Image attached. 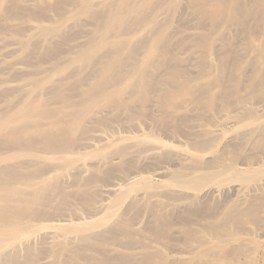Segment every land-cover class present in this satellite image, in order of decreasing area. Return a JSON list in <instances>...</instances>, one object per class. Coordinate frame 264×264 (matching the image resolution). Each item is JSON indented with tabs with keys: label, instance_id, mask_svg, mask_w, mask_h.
I'll list each match as a JSON object with an SVG mask.
<instances>
[{
	"label": "bare ground",
	"instance_id": "1",
	"mask_svg": "<svg viewBox=\"0 0 264 264\" xmlns=\"http://www.w3.org/2000/svg\"><path fill=\"white\" fill-rule=\"evenodd\" d=\"M261 165L264 0H0V264H264Z\"/></svg>",
	"mask_w": 264,
	"mask_h": 264
},
{
	"label": "rangeland",
	"instance_id": "2",
	"mask_svg": "<svg viewBox=\"0 0 264 264\" xmlns=\"http://www.w3.org/2000/svg\"><path fill=\"white\" fill-rule=\"evenodd\" d=\"M229 135H231V132H229V133H227L226 134V137L227 136H229ZM174 145H175V148L176 149H182L183 147H180L177 143H174ZM186 150L187 151H189L187 148H186ZM192 152V151H191ZM204 154H206V156H208V155H210V153H204ZM261 166H264V165H261ZM255 167H258V165L257 166H255ZM155 177V176H154ZM157 180L159 179V180H162V177H159V176H156L155 177ZM235 183L236 182H234V185H235ZM239 182H237V184H238ZM233 184V183H232ZM236 184V185H237ZM178 188V187H177ZM240 195H241V193H240ZM233 197H235V195L233 196ZM241 238L242 239H248L249 237H248V235H242L241 236ZM191 241V242H190ZM189 242L187 241L186 243H185V245H187L186 247H187V249H191L192 247H194L195 245H197V243L195 242V241H192V240H190ZM184 245V244H183ZM180 247L181 246H178V248H176V250L175 251H170V250H168V255H169V257L170 258H175V259H179V258H182V257H184V256H187V255H189V253H188V251L189 250H187L186 249V251H185V246L184 247H181V248H184V251H183V249H181L180 250ZM177 249H179L178 251H177ZM180 251V252H179ZM183 251V252H182ZM256 264H258V263H256Z\"/></svg>",
	"mask_w": 264,
	"mask_h": 264
}]
</instances>
